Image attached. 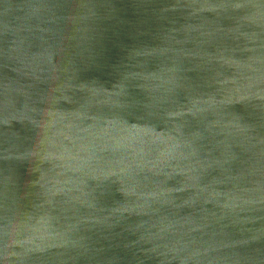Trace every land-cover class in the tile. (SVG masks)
<instances>
[{"label": "water", "instance_id": "1", "mask_svg": "<svg viewBox=\"0 0 264 264\" xmlns=\"http://www.w3.org/2000/svg\"><path fill=\"white\" fill-rule=\"evenodd\" d=\"M0 264H264V0H0Z\"/></svg>", "mask_w": 264, "mask_h": 264}]
</instances>
